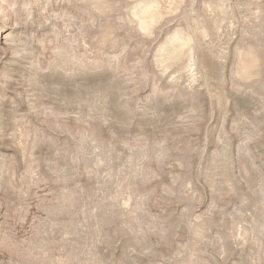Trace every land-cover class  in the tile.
Returning <instances> with one entry per match:
<instances>
[{
  "label": "rangeland",
  "instance_id": "obj_1",
  "mask_svg": "<svg viewBox=\"0 0 264 264\" xmlns=\"http://www.w3.org/2000/svg\"><path fill=\"white\" fill-rule=\"evenodd\" d=\"M0 264H264V0H0Z\"/></svg>",
  "mask_w": 264,
  "mask_h": 264
}]
</instances>
